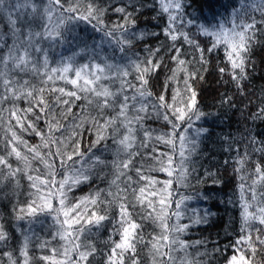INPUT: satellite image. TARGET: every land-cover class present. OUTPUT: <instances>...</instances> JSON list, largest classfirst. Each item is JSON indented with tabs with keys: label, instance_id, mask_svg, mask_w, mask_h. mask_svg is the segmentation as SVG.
<instances>
[{
	"label": "snow or ice",
	"instance_id": "snow-or-ice-1",
	"mask_svg": "<svg viewBox=\"0 0 264 264\" xmlns=\"http://www.w3.org/2000/svg\"><path fill=\"white\" fill-rule=\"evenodd\" d=\"M188 7L0 0V189L15 197L14 222L0 221V264H264V130L245 124L239 140L222 138L239 213L223 243L188 239L214 214L189 215L181 192L210 175L195 158L204 125L221 115L202 110L197 81L223 82L220 108L264 123V87L257 100L247 90L264 0L209 3L207 15ZM147 10L155 24L141 28Z\"/></svg>",
	"mask_w": 264,
	"mask_h": 264
},
{
	"label": "trees",
	"instance_id": "trees-1",
	"mask_svg": "<svg viewBox=\"0 0 264 264\" xmlns=\"http://www.w3.org/2000/svg\"><path fill=\"white\" fill-rule=\"evenodd\" d=\"M111 2L113 5L118 6L121 3V0H111ZM124 2H126V0H124ZM190 2L191 7L187 8L188 12L203 13L204 15H207V5L209 3H224L225 0H190ZM148 3H153V0H148ZM109 14L111 15V13ZM152 15V11L147 10L143 16H140L138 23L141 28L145 26L148 28L153 27L155 21L152 20ZM113 19H115V16H113ZM92 35L91 32L86 35L83 31V26H81V37H86L88 41L91 42ZM10 42L11 41L9 40V43ZM136 50L142 52L143 45H140ZM56 52H63L64 55H71V51L67 48H57ZM253 59L256 63V71L251 73L252 82L248 85L247 90L249 91L250 98L252 100H257L259 98L260 89L264 87V49L257 46ZM220 60L223 62L222 53ZM215 63L214 59L213 69L215 68ZM218 75V73L215 74L216 77H218ZM162 82L163 77H161V83ZM195 86L200 94L199 102L202 110L214 114L219 110L221 115L219 118L214 117L213 120H210L204 125L209 129V132L205 133L206 139H203L199 144V155L195 158L194 167L198 169L199 175L204 177L206 169L210 175L206 178V182L204 183H197L195 179L191 180V186L186 189H181V192H187V194L192 197L191 200L187 201V211L189 215L195 216L198 211L201 216H204L206 209L214 214L208 217L207 224H201L198 227H194L188 237L190 240L204 241L209 249H211L212 242L219 239L221 243H223L225 229L226 227H230L233 213L235 212L237 218L239 215L238 209H233L232 206L228 204V196L231 192L235 191L237 180L236 176L233 174L232 168H223L226 153L222 150V138L226 135H231L239 140L242 134H247L245 133V124H247V127L255 131L259 136L261 130H264V123L257 121L253 126L250 120L245 121L241 118L239 111L220 108L217 98L225 89L223 82L217 84L216 78L209 76L207 81H197ZM241 100H243L242 103ZM236 103L240 108H243L244 105L249 104V100L238 97ZM245 115H247V113H245ZM152 126L155 127L156 125ZM31 142H38V140L33 138ZM160 150H163L162 146ZM241 151H243V145H241ZM196 174V172H193L192 176L194 177ZM153 175L158 179H167L162 173H153ZM213 180H220L223 181V183L216 185L213 183ZM95 182L99 183L98 180ZM100 186L105 187L103 184ZM4 191L6 190L0 189V221H3L6 226H10L14 221L11 218L12 207L8 200L11 199L14 201L15 197L10 196L5 199ZM87 191L88 188L85 187L84 192ZM202 194H206L208 198L205 199ZM20 198L24 199V196H21ZM221 200H223V203H221ZM12 231L15 230L12 229ZM37 231H40L39 226H37ZM218 233L219 236L217 235ZM201 250H203V245L201 246Z\"/></svg>",
	"mask_w": 264,
	"mask_h": 264
}]
</instances>
